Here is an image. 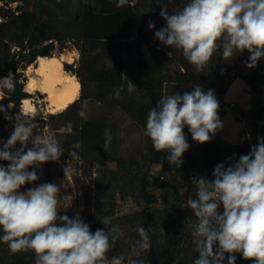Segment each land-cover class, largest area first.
Wrapping results in <instances>:
<instances>
[{
	"label": "trees",
	"instance_id": "16d2710c",
	"mask_svg": "<svg viewBox=\"0 0 264 264\" xmlns=\"http://www.w3.org/2000/svg\"><path fill=\"white\" fill-rule=\"evenodd\" d=\"M0 1L7 6L18 2L14 8H0V77L16 73L27 61L29 49L50 40L69 42L79 52L75 71L81 83L79 98L47 118L36 114V120L39 126L48 124L52 129L69 126V130L58 133L59 142L68 150L73 143L81 142V149L77 151L84 159L87 174L95 162L101 164L94 189L85 193L81 218L90 225L92 232L107 231L101 222L105 217H110L112 224H118L123 230L124 236L116 242L108 257L131 254L139 239L137 228L143 225L149 229L152 243L148 253H141L142 257H147L148 264H192L199 257L189 227L195 218L191 209L181 207V203H185L189 195L195 198L194 175L209 181L214 179L213 170L220 163L224 139L217 132L210 142L199 144L192 140L185 127L190 148L182 156L178 186L181 197L179 205H175L161 193L164 181L155 176L150 165L161 163L164 152H156L145 134L147 114L162 96L190 92L194 85H202L205 91L214 90L219 105L223 106L231 84L241 78L250 93L246 114L249 129L241 130L233 145L250 146L253 130L264 118V58L255 68L248 69L244 66L249 58L247 51L236 53L230 61H223L221 51H217L208 67L197 73L179 51L162 44L154 34L166 26L159 15L160 5L167 4L171 15L181 10L188 0H129L128 5L120 8L116 7V0H94V7L91 0L89 4L84 0ZM150 9L154 11H148ZM149 21L155 23V29L149 30ZM169 52H172L171 57L167 55ZM127 80L137 87L131 94L127 92ZM117 88L122 90L120 99L113 95ZM3 92L0 104L5 105L12 97L11 91ZM83 100L98 104L86 120L77 115ZM14 103L13 108H6L13 118L21 112L18 101ZM87 108L88 104L84 110ZM117 112L123 113L129 125L142 133L143 147L129 156L121 152L123 138ZM7 122L0 113V139L3 140L10 136L5 128ZM105 129H111L112 134L107 148L104 147ZM34 131L38 133L37 129ZM7 163L0 161V165ZM46 181L54 180L47 178ZM35 186L38 180L22 189ZM58 215L72 218L67 210ZM0 235H3L2 229ZM235 255L236 264H247L240 253ZM0 264H34V253L13 254L7 244L0 242Z\"/></svg>",
	"mask_w": 264,
	"mask_h": 264
},
{
	"label": "clouds",
	"instance_id": "9594fccd",
	"mask_svg": "<svg viewBox=\"0 0 264 264\" xmlns=\"http://www.w3.org/2000/svg\"><path fill=\"white\" fill-rule=\"evenodd\" d=\"M84 2L89 4L90 0ZM128 4L129 0H116L118 8ZM91 5L95 6L94 0ZM160 8L166 26L155 31V38L179 51L197 73L208 67L217 51H221L223 61L247 51L244 66L248 69L264 58V0H188L171 15L167 4ZM155 27L154 22H148L149 30ZM167 55L171 57L172 52ZM15 83L12 72L0 77V92H12ZM136 89L127 80V92ZM121 93L117 88L114 98L120 99ZM87 104L83 100L77 113L85 120ZM219 108L214 90L205 91L202 85H194L183 94L162 96L147 114L145 134L156 152H166L168 163L180 168L182 156L190 148L185 127L193 141L210 142L223 128ZM0 113L5 120H15L9 138L0 139V161L8 162L0 165V242L7 244L10 253L32 251L34 264H148L141 253H148L152 243L149 229L143 225L137 228L139 239L131 254L109 258L107 254L124 236L110 217L101 220L107 231L92 232L79 212L72 218L58 215V193L65 184L46 182L21 191L39 180L37 169L42 165L59 162L65 148L55 135L34 131L39 127L36 114L19 112L13 118L3 104ZM104 135L107 148L112 141L111 129H105ZM79 149L81 142L77 141L68 150L73 160H80ZM63 171L66 177L70 169L67 166ZM213 177L209 181L194 175L195 198L189 195L181 206L191 209L195 218L189 227L199 257L192 264H225V254L227 264H236V253L252 264H264V137L258 136L249 153L234 163L215 166Z\"/></svg>",
	"mask_w": 264,
	"mask_h": 264
},
{
	"label": "rangeland",
	"instance_id": "374dc122",
	"mask_svg": "<svg viewBox=\"0 0 264 264\" xmlns=\"http://www.w3.org/2000/svg\"><path fill=\"white\" fill-rule=\"evenodd\" d=\"M17 4H18V2H14V3H10L7 6V5H4V3L2 1H0V8H2V7L14 8ZM1 20H2V18H1V15H0V21ZM65 48L70 49L74 53L73 62H70V63L66 62V63L67 64H71V65L74 66L75 69L72 70V71H73V73H75L76 68H77V60H78V57H79V52L69 42H66ZM64 49L61 52H63ZM53 51L57 52V53L60 52V50L58 48V43H56V47L54 48ZM29 66H30V64H28L27 61H25L23 64H21L19 69L16 71V73L13 74L14 80L15 81H22V82L25 83L28 80L29 75H30L29 72H28ZM66 71H71V70H66ZM237 80H238L239 83L238 82L235 83V85L233 86V90L238 89V84H240V82H243L245 84V82L242 81L241 78L237 79ZM247 88H248V86H247ZM22 90H24V89H22ZM0 94H1V98H2L3 95H4V92H0ZM30 97L35 99L34 100V104L36 105V111H34L33 113L24 112V108L22 107V102L20 100V101H18V105H19V109H20L21 113L22 114H29V115H31V114H40L41 116H46V118H47V116L49 114H51V112H49L48 109H47V103L48 102L45 100L46 94L41 93L39 91H36L35 94L30 95ZM236 100L239 103L237 108L230 107L229 104H227L225 106V108H224L225 110L220 111L219 116L222 117L224 115V113L225 114H231V116H234L235 112H238L240 117H237V118L233 117V118H234V120L238 121L239 126L245 127L246 120H245V117L242 116L243 114L240 113V110H242V109L245 110L246 106H244V107L242 106V98L239 97ZM10 102H8V103H6L4 105L5 109L6 108L7 109L13 108L15 103L12 102V106L9 107ZM97 105L98 104L96 102H93V101L88 102V108L86 110L87 115H92V113L94 112L93 109H96ZM116 116H119V124H120L119 125V131H120L121 136L123 138L122 151L121 152H122L123 156H129L130 153L136 152L139 149V147L140 148L143 147V141H142V137H141L142 133L137 128H134V127L129 125V119L123 113L117 112ZM14 123H15L14 119L13 120H8V122L6 123V124H8L6 130L8 131L9 134H11L12 131H13ZM224 123L227 125L226 122H224ZM231 126L232 127H236L237 124L231 123ZM241 130H243V128H241ZM252 136H253V134H252ZM166 156H167V153L164 152V156H163V159H162L161 163H151L150 165H151L152 168H154V170H155L154 174H155V176L158 179H159V175L160 174H163L165 176V178L162 179L164 182L162 183V187H161V191L162 192L161 193L167 198L168 202H172L175 205H179V203H180L179 200H180L181 194H179V192H178V185H175V184H177L176 183V178H177L179 167L176 166V165H170L168 163L167 159H166ZM111 166H114V164H111ZM168 185L171 186V187H168ZM26 190L27 189H22L21 188V191H26ZM65 199L70 200V199H68V197L66 195H64L63 191L61 190L58 193V200L60 202H62V204H63L64 202L67 201V200L65 201ZM130 205H131V203L128 206H130ZM128 206H126L125 208H127Z\"/></svg>",
	"mask_w": 264,
	"mask_h": 264
},
{
	"label": "bare ground",
	"instance_id": "6f19581e",
	"mask_svg": "<svg viewBox=\"0 0 264 264\" xmlns=\"http://www.w3.org/2000/svg\"><path fill=\"white\" fill-rule=\"evenodd\" d=\"M73 60L74 53L68 48L59 53L39 55L30 63L28 68L30 75L23 89L30 95L35 94L36 91L46 94L47 109L51 113L66 109L79 98L81 90V83L76 74L64 68V63H70ZM30 95L21 100L26 113L36 111L35 99ZM9 105H12V102Z\"/></svg>",
	"mask_w": 264,
	"mask_h": 264
},
{
	"label": "built area",
	"instance_id": "2783aa9c",
	"mask_svg": "<svg viewBox=\"0 0 264 264\" xmlns=\"http://www.w3.org/2000/svg\"><path fill=\"white\" fill-rule=\"evenodd\" d=\"M234 105L235 103L229 104L230 107H233ZM224 108L225 105L220 106L219 111H222ZM43 117L46 118V116ZM7 126L8 124H5V128H7ZM69 129V126L62 127L60 129H52L47 124L44 126H39L37 128V132L42 135L53 134L59 140L58 133H62ZM15 147L19 148L17 146ZM79 155L80 160H73L69 155L68 149L65 148V152L61 156L59 162H48L42 165L40 169H37V174L40 177L38 180V185L40 183H46L47 178L53 179L54 181L52 182L56 183L57 185H66V187H62L61 190L63 191L64 195H66L70 200L65 199V201H67L63 204L58 200V211L60 212L62 210H67L70 212V215L72 217H74L76 212H79L81 215V210L82 208H84L85 193L89 189H94L95 178L98 174V168L101 166L99 162H95L91 168L90 174H87L85 171L84 159L82 158L80 153ZM67 166L70 169V172L65 177L63 168ZM47 170H49V174H47ZM29 171H32V169L29 168ZM164 178L165 176L163 174L159 175L160 180ZM183 204L184 203L182 202L181 206Z\"/></svg>",
	"mask_w": 264,
	"mask_h": 264
},
{
	"label": "crops",
	"instance_id": "0c3cea01",
	"mask_svg": "<svg viewBox=\"0 0 264 264\" xmlns=\"http://www.w3.org/2000/svg\"><path fill=\"white\" fill-rule=\"evenodd\" d=\"M236 78L234 82L231 84L228 92L226 93L224 97V102L225 106L230 103H235L233 108H237L238 106V101L236 100L237 98H242V106H246V111L245 110H240V113H242L243 117H245V127L239 126V123L237 120H234L233 117L237 118L240 117L238 112H235L234 116H231V114H225L220 117L222 123H223V128L218 132L224 139V143L221 148L220 152V163H225L227 166L229 162H235V160H238L241 155H246L249 153L250 148L257 143V137H264V118L262 121L258 122L256 127L253 130V136L251 138V145L244 147V146H236L233 145L234 142H236L238 135L241 131V128L248 130L249 129V121L248 118L246 117L248 108L250 107V93L247 88V84L240 82L238 84V89L233 90V86L235 85L236 82H238ZM243 81V80H242ZM239 83V82H238ZM225 110V109H223ZM245 111V112H244ZM233 114V113H232ZM226 122L227 125L224 123ZM231 123L237 124L236 127H232ZM240 129V130H239ZM232 157H235V159H230ZM219 163V164H220ZM181 172V167L178 170L177 178H176V183L175 185H180V173ZM247 264H252L251 260H246Z\"/></svg>",
	"mask_w": 264,
	"mask_h": 264
},
{
	"label": "water",
	"instance_id": "95a60500",
	"mask_svg": "<svg viewBox=\"0 0 264 264\" xmlns=\"http://www.w3.org/2000/svg\"><path fill=\"white\" fill-rule=\"evenodd\" d=\"M56 43H58L55 40H50L48 42H45L42 45L34 46L33 48L28 50V57H27V63L30 64L33 61L37 59L39 55H49L52 54L54 51V48L56 47ZM66 42H60L58 43V48L60 52L65 48ZM64 68L66 70H74V66L71 64L64 63ZM24 88V82L22 81H16L15 87L13 91L11 92L12 101H20L25 97H29V93L23 91Z\"/></svg>",
	"mask_w": 264,
	"mask_h": 264
},
{
	"label": "flooded vegetation",
	"instance_id": "af4514ba",
	"mask_svg": "<svg viewBox=\"0 0 264 264\" xmlns=\"http://www.w3.org/2000/svg\"><path fill=\"white\" fill-rule=\"evenodd\" d=\"M45 99H47V98H45Z\"/></svg>",
	"mask_w": 264,
	"mask_h": 264
}]
</instances>
